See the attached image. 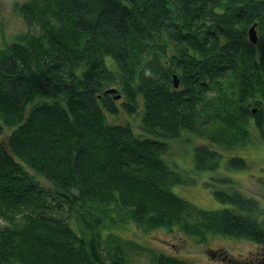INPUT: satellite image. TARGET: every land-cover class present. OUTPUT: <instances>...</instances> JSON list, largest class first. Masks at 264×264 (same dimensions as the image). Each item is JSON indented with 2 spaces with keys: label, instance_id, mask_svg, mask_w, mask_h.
Wrapping results in <instances>:
<instances>
[{
  "label": "trees",
  "instance_id": "1",
  "mask_svg": "<svg viewBox=\"0 0 264 264\" xmlns=\"http://www.w3.org/2000/svg\"><path fill=\"white\" fill-rule=\"evenodd\" d=\"M14 8L27 28L0 47V264H135L127 248L135 242L114 232L130 222L264 246L257 196L213 176L225 186H212L224 205L199 207L172 189L191 179L163 157L164 139L184 132L234 149L254 126L264 141V0H25ZM111 87L119 99L105 92ZM141 105L139 130L108 119ZM209 141L196 146L198 171L221 166L224 153ZM227 166L248 164L233 156ZM150 250L147 264H197Z\"/></svg>",
  "mask_w": 264,
  "mask_h": 264
},
{
  "label": "rangeland",
  "instance_id": "2",
  "mask_svg": "<svg viewBox=\"0 0 264 264\" xmlns=\"http://www.w3.org/2000/svg\"><path fill=\"white\" fill-rule=\"evenodd\" d=\"M23 1L25 0L0 1V47L14 39L21 31L26 30L24 19L14 8V2ZM106 59L110 66L116 65L113 57L108 56ZM142 109L141 105L138 112L129 113L121 108L118 114L109 113L108 119L112 122H130L135 130H139L137 127ZM5 130L9 131V129ZM252 132L251 141L234 149L222 148L209 142L224 153L221 166L214 171H198L194 167L196 146L199 143H206L207 139L188 132H184L180 137L164 139L169 145L163 154L165 160L172 169L180 171L185 178L191 179V182L174 184L172 189L182 198L199 207L215 209L223 206L224 203L214 195L212 186L223 188L225 186L218 181L213 185V176L228 175L232 178L234 185L238 186L245 195L257 196L264 204V184L261 182L264 178V141H260L254 126ZM230 156L244 157L248 166L242 169L227 166ZM118 227L114 232L118 234L120 232L122 237L135 242L132 246L127 243L128 251L135 264L150 263V249L173 254L197 264H264V246L249 240L209 235L205 241H201L193 235L175 229L176 227L172 231L165 227L144 230L134 222Z\"/></svg>",
  "mask_w": 264,
  "mask_h": 264
},
{
  "label": "water",
  "instance_id": "3",
  "mask_svg": "<svg viewBox=\"0 0 264 264\" xmlns=\"http://www.w3.org/2000/svg\"><path fill=\"white\" fill-rule=\"evenodd\" d=\"M248 37L250 38L252 43H254V44L258 43L259 37H258V34H257L256 23H254L253 25L250 26V29L248 31ZM173 81H174L175 86L177 87L179 85V77L177 76V73L174 74ZM105 92L115 93L114 97L116 99H119L121 97L120 94H116L117 88H115V87H111V88L107 89Z\"/></svg>",
  "mask_w": 264,
  "mask_h": 264
},
{
  "label": "bare ground",
  "instance_id": "4",
  "mask_svg": "<svg viewBox=\"0 0 264 264\" xmlns=\"http://www.w3.org/2000/svg\"><path fill=\"white\" fill-rule=\"evenodd\" d=\"M177 72H174V74H176ZM174 74H173V77H174ZM177 76L179 77V74L177 73ZM173 77H172V79H173ZM179 80H180V77H179ZM174 82V81H173ZM179 84H180V81H179ZM174 86H175V84H174ZM176 87V86H175ZM177 87H179V85L177 86Z\"/></svg>",
  "mask_w": 264,
  "mask_h": 264
},
{
  "label": "flooded vegetation",
  "instance_id": "5",
  "mask_svg": "<svg viewBox=\"0 0 264 264\" xmlns=\"http://www.w3.org/2000/svg\"><path fill=\"white\" fill-rule=\"evenodd\" d=\"M172 53H173V52H170L169 56H171V55H173V54H174V53H173V54H172ZM167 62H171V59H170V57H168V58H167Z\"/></svg>",
  "mask_w": 264,
  "mask_h": 264
},
{
  "label": "crops",
  "instance_id": "6",
  "mask_svg": "<svg viewBox=\"0 0 264 264\" xmlns=\"http://www.w3.org/2000/svg\"><path fill=\"white\" fill-rule=\"evenodd\" d=\"M207 141H209L208 139H207ZM210 142V141H209Z\"/></svg>",
  "mask_w": 264,
  "mask_h": 264
}]
</instances>
